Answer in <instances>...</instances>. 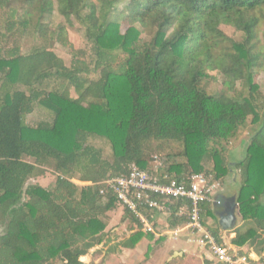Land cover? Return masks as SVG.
<instances>
[{
  "label": "trees",
  "instance_id": "16d2710c",
  "mask_svg": "<svg viewBox=\"0 0 264 264\" xmlns=\"http://www.w3.org/2000/svg\"><path fill=\"white\" fill-rule=\"evenodd\" d=\"M55 10L65 23L54 30ZM74 22L84 28L88 53L68 42L66 24ZM27 36L38 42L24 54ZM55 42L69 49V64ZM0 72V264H85L81 257L109 242L106 226L118 204L112 192L100 193L103 180L131 165L153 171L154 156L142 151L150 140L182 144L179 162L156 156L161 175L210 173L223 181L238 171L242 221L229 230L231 241L264 248V93L257 82L264 0H0ZM219 79L231 95L209 93ZM50 82L74 86L77 98L47 90ZM35 107L48 115L36 125L27 120ZM242 132L248 138L233 159L230 147ZM49 169L52 187L27 184ZM179 205L168 215L171 229L186 222L174 214ZM202 208L203 220L213 216L209 203ZM219 228H210L216 237Z\"/></svg>",
  "mask_w": 264,
  "mask_h": 264
},
{
  "label": "rangeland",
  "instance_id": "374dc122",
  "mask_svg": "<svg viewBox=\"0 0 264 264\" xmlns=\"http://www.w3.org/2000/svg\"><path fill=\"white\" fill-rule=\"evenodd\" d=\"M65 19L61 16L57 10L54 11L52 22L50 25V29H56L59 24H64ZM67 38L68 42L71 43L72 48L85 50V52H89V43L84 34V28L79 25L77 22H74L73 25H67ZM222 29L230 36L235 39H241V34L236 32L233 28L222 26ZM143 36V35H142ZM35 41L30 36H27L22 40V52L24 54L29 53L35 43ZM58 55L69 64L71 60V54L69 49L64 48L58 42L54 43L53 48ZM80 58H83L81 55ZM87 61L89 59H86ZM1 74V72H0ZM91 78L96 77V73L92 72L90 74ZM257 82L259 85V89L264 93V72L260 74L257 78ZM54 88L63 89L65 92V96L68 98H77L78 90L71 85H63L61 86L58 83L50 82L49 88L47 90H51ZM241 89V84L238 83L236 86V91ZM224 90L228 94H232L233 91L228 90L222 84V81L219 79L217 82L211 84L208 87L209 93H215L218 91ZM48 115L45 110L40 107H35V110L27 116V120L29 123L36 125L40 120L47 119ZM247 135L242 134L236 138L235 142H232L230 147L231 156L233 159L240 158L241 152L244 147V143L247 140ZM95 144L99 147L104 148V157L110 158L111 151L109 150V144L106 140L99 139L95 141ZM142 151L145 153L146 157H155L161 159V161H165V163L171 162H179L182 160L181 152H182V144L181 142H168V141H155L150 140L148 142H144L142 145ZM238 158V159H239ZM205 164L207 165L205 169H209L211 166L210 160H206ZM56 173L53 170H47L46 173L34 179H30L27 184L30 183H38L44 188L52 187L55 183ZM241 179V175L238 171L235 172L233 177H226L223 181L217 179L219 182L218 190H221L223 187L226 190V187L230 189H235L233 193L235 196L237 195V190L239 187V180ZM78 185H91L92 182H83L78 179H72ZM236 212V226L241 223V218L238 213V204L235 206ZM217 210H213V216L208 215L205 216V223L212 228L220 227L218 225V214ZM235 226V227H236ZM4 226L0 225V234L3 232ZM220 230H222L220 228ZM106 231L110 234V240L108 243L98 244L97 246L91 248L89 252L80 258V260L85 264H207L206 261H202V257H198L196 255L187 254L185 252L179 251L176 255L170 254V252H166L164 249L159 250V244L166 240L165 236H155L148 235V233L142 231L139 227L138 223L132 222L128 215L125 214L124 208L120 205H116L115 210L110 214V219L107 222ZM163 232V231H162ZM182 234V233H181ZM185 242L187 244L193 245V237L188 235V232L183 233ZM229 234V232H228ZM227 234V235H228ZM188 235L193 241L189 239ZM159 237V238H158ZM127 239H131L132 245L131 247H123L121 243ZM251 245V244H250ZM251 247V246H250ZM200 250V248H199ZM194 251V250H191ZM197 254V253H195ZM198 255V254H197ZM205 260V257H204ZM210 264H214L210 262Z\"/></svg>",
  "mask_w": 264,
  "mask_h": 264
},
{
  "label": "built area",
  "instance_id": "2783aa9c",
  "mask_svg": "<svg viewBox=\"0 0 264 264\" xmlns=\"http://www.w3.org/2000/svg\"><path fill=\"white\" fill-rule=\"evenodd\" d=\"M153 171L131 165L125 175L103 180L100 193L112 192L121 207L126 208L137 220L142 231L161 235L156 226V214H170L177 201L181 202L175 216H184L186 222L169 230L172 236L186 230L196 245L209 249L222 264H254L252 256L231 240L212 233L202 217V204L213 201L219 182L210 173H193L181 179L160 174L161 161L155 156ZM91 185V183H90ZM222 231V230H221Z\"/></svg>",
  "mask_w": 264,
  "mask_h": 264
},
{
  "label": "crops",
  "instance_id": "0c3cea01",
  "mask_svg": "<svg viewBox=\"0 0 264 264\" xmlns=\"http://www.w3.org/2000/svg\"><path fill=\"white\" fill-rule=\"evenodd\" d=\"M83 183V182H82ZM87 183V182H86ZM86 185V184H85ZM235 189H230L229 187H226V190L221 187V190H216L213 196V201L210 202V206L212 211L214 209L217 210V214H218V221H219V216L220 213L224 210V206H222V204H219V201H225L226 205L228 203L231 202V199L234 197L235 198V194L233 193ZM208 203V202H207ZM155 221H156V226L159 229V231H161V236H165L166 240L162 241L158 246H159V250H165L166 252H170V254L176 255L179 251L185 252L187 254H194L198 257H202L201 260L204 262L206 261L207 264H210V262L214 263V264H222L220 262L217 261V259L214 257V255L212 254V252L207 249V248H201L198 245H196V241H193L189 236L190 233L189 231H182L181 233H179L176 237L172 236L170 233H167L169 230H171V227L168 224V214H156L155 215ZM204 222H205V218H204ZM207 225V224H206ZM219 225V222H218ZM209 228V225H207ZM236 226V224H235ZM234 226V228H235ZM216 228V227H215ZM213 228V229H215ZM163 231V232H162ZM184 232H188V236L189 239L191 241H193V245L191 244H187L185 242L184 239ZM229 230L225 231V230H220V228L218 229V235L223 236V238L225 240H231L234 237V233L233 232H229ZM264 232H261V234H263ZM228 234V235H227ZM159 238V237H158ZM251 246V247H250ZM262 246H258L256 245V243L250 245L247 244L245 246H243V250L248 252L249 256H252V261L254 264H264V248H261ZM264 247V245H263ZM200 248V250H199ZM194 250V251H191ZM197 253V254H195ZM205 257V260H204Z\"/></svg>",
  "mask_w": 264,
  "mask_h": 264
},
{
  "label": "water",
  "instance_id": "95a60500",
  "mask_svg": "<svg viewBox=\"0 0 264 264\" xmlns=\"http://www.w3.org/2000/svg\"><path fill=\"white\" fill-rule=\"evenodd\" d=\"M219 204L224 206V210L219 216V226L222 230H232L236 224V212L235 206L237 205L235 198L231 199V202L226 205L225 201H219Z\"/></svg>",
  "mask_w": 264,
  "mask_h": 264
}]
</instances>
